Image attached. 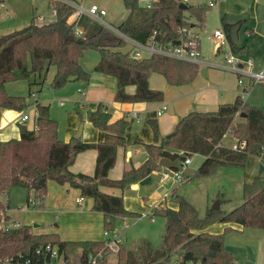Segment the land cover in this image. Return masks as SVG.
Instances as JSON below:
<instances>
[{
	"label": "trees",
	"instance_id": "obj_1",
	"mask_svg": "<svg viewBox=\"0 0 264 264\" xmlns=\"http://www.w3.org/2000/svg\"><path fill=\"white\" fill-rule=\"evenodd\" d=\"M181 2L153 0L150 6H141L138 0H124L130 12L119 27L144 42L154 31L163 43L180 41L182 28L204 27L211 7L209 4H187L183 9ZM2 3L0 0V9ZM51 4L55 11L53 21L32 22L0 34V111L3 107L25 110L34 106L37 124L36 129L20 124L19 137L0 140V264H47L51 261L50 256L46 252H37L47 243L59 247L65 264H110L111 249L106 239H62L57 231L34 232L30 224L8 228L11 223L7 213L8 201L4 202L1 195H9L14 186H23L32 192L28 196L30 202L31 198L45 197L50 179L60 184L68 183L78 188L81 196L93 198L92 207L103 213L105 229L114 231L118 218L140 213L126 207L122 193H108L104 187L124 192L133 183L158 170L162 157L182 163L196 153L205 155L204 161L192 175H187V179L208 176L224 167L245 166L249 155L260 156L264 152V110L238 95L234 101L220 104L217 110H192L182 116L171 138H159L158 122L150 119L155 141L145 143L146 160L124 170L120 178L113 179L109 177V170L115 164L117 148L126 145V117L112 120L109 105L99 102L89 120L105 131L104 139L87 142L72 136L66 141L59 137V123L51 115L50 104L39 100L33 102L32 91L29 95L11 94L6 83L14 80L17 71L21 70L28 78L29 87L37 83L41 91L49 69L54 66L55 73L50 81L53 88L64 87L70 80L87 83L95 71L117 78V101H161L163 91L149 85L151 73L161 65L182 62L158 55L135 58L128 52L123 38L87 15H82L78 21L83 30V34L78 35L75 22L70 19L74 8L60 0H51ZM222 25L230 39L233 24L223 16ZM231 44L235 52H243L242 45ZM89 48L96 49L100 55L91 70L81 64V58ZM130 84L136 86L134 93L126 91ZM76 111L83 120L78 105ZM229 133L239 143L244 141L245 147L235 150L224 145L222 140ZM89 148L97 150L94 173L71 171L69 166L77 154ZM261 192L264 197V184ZM172 198L177 207L162 206L153 212L165 219L162 245L155 248L145 238L135 240L131 245L121 243L115 252L118 264H174L171 256L178 251L182 264H234L235 256L225 247V234L232 227L226 226L220 233H211L206 228L215 221L243 223L245 205L240 204L230 211L210 207L200 215L195 205L176 188L172 191ZM219 199L222 200L220 196Z\"/></svg>",
	"mask_w": 264,
	"mask_h": 264
},
{
	"label": "crops",
	"instance_id": "obj_2",
	"mask_svg": "<svg viewBox=\"0 0 264 264\" xmlns=\"http://www.w3.org/2000/svg\"><path fill=\"white\" fill-rule=\"evenodd\" d=\"M19 1L21 2L22 0H14V5H17L16 2ZM79 1L83 2L85 5L97 3L102 8L106 9L107 13L105 18L117 26L128 17L130 12L129 8L126 7L124 3V0ZM152 1L153 0H138L139 5L141 6H148ZM181 1L186 4L194 5L209 4L210 2V0ZM23 3L32 4V8L40 13V18L42 19L45 18L44 15L47 12H50V10H52V15L55 13L51 0H23ZM6 4H8V1L3 0L1 8L2 6H6ZM8 9H10L9 4ZM15 9V7H11L12 11ZM8 15H10L9 12ZM223 16H225V19L233 25L236 23H239L240 25L238 31L240 42L238 45H242L244 48L242 53L234 52L242 59H253L255 68L257 69L264 67V0L215 1V4L212 5L207 12L204 27L202 29L195 27L200 34L202 55L211 61L214 60L221 62L224 58L223 52L216 53L214 51L212 40L214 30L221 26L223 27ZM54 19L49 21L51 22ZM182 63L172 62L167 65H161L151 73L149 77V85L154 89H160L163 91L164 97L161 101H117L115 100L117 78L100 72L94 71L91 75V79L87 83L85 81H81V84L77 82L73 83V93L74 91H81L82 94L85 95V98L78 99L74 97V108L75 105H78L82 110L81 115L83 120H81L80 116H77L75 112H66L65 119L64 117L59 118V116H53L51 114L59 123V137L66 141L69 140L75 135L79 125L82 123V133L80 137L83 141L99 142L103 140L105 137V131L94 126L90 122L89 116L99 102L107 103L110 108L112 120H116L120 117H126L128 119V126L125 132L126 145L117 148L115 164L109 170V177L113 179L120 178L124 170L129 169L132 166H139L146 160L148 154L145 148V143H152L155 141V132L150 124V119L157 120L159 138H162L173 132L179 119L190 111L197 110L207 112L217 110L220 104L234 101L243 88L238 85L237 76L233 72L212 66L202 67L200 70H197L192 65ZM203 68H206L205 74L202 73ZM49 72H51V81L55 73V67L52 66L49 69ZM7 89L10 92L14 91L13 87L10 90L9 85H7ZM135 90L136 86L133 84L126 86V91L129 93H134ZM30 91L35 93V99L38 100L36 98V92L29 87V83L28 92L26 94L20 93L18 95H29ZM62 92L68 94L67 90ZM41 94L44 96V92ZM244 100L250 103L247 100V97ZM39 101L45 104H50L45 102L44 98ZM58 105L64 107L66 105L65 100H59ZM163 105H166V108H164L159 114L158 110L161 109ZM24 111L29 115L26 121L21 120ZM35 117L36 111L34 106L25 110H8L1 108L0 140L19 137L20 124H25L30 129L34 128ZM62 119L64 120L63 126L61 124V121H63ZM225 137L223 138L222 143L226 146H232L237 142V139L232 135L233 140L227 144L225 142ZM205 157V155L198 153L192 155L189 166L196 170V168L204 161ZM196 158H199V162L194 165ZM96 160L97 150L95 148L85 149L77 154L74 162L69 166V169L75 173L83 172L93 174L95 171ZM245 166L246 171L244 173L234 171V169L221 168L215 174H212V176H214L212 178L214 179L226 176L230 180L229 184L234 183L237 193H240L241 195V204H244L246 208L244 222L215 221L211 223L206 230L211 233H220L224 231L226 226L232 227L233 231L244 236L240 237L239 242H235L231 237H226L225 247L235 256L234 264H264V197L261 192L264 182L256 181L255 176L257 174H253V170L259 171L260 173H263L264 177V152L260 156L249 155L245 161ZM165 168L167 167L161 166L149 176L153 178V175L157 173L161 176L162 180V171ZM140 186L141 183L138 181L133 183L124 192L120 189L110 187H104L103 190L113 194L122 193L125 198L126 207L129 208L130 204L126 200L128 198L126 195L128 190L139 191L141 189L143 196H147L143 191V188ZM173 189L174 188L171 189L170 194L165 196V200L157 199L151 201V203L147 205L150 213L153 214L156 208L162 206L177 207V203L172 198ZM2 196L3 195H1V199L4 202H7V199L5 201ZM219 196L222 200L219 199ZM216 198L220 201V208L225 211H230L238 206L235 205L230 210L228 208H222L224 201L223 190H218V193L215 196V199ZM44 199L45 201H43V204H47L49 207L66 206L69 203V200H71L73 206H75V203L83 206V208L81 207V212L91 214V210H94L92 207L93 198L83 197L78 188L72 187L68 183L60 184L53 179L48 181V190ZM210 207L211 206H208L206 210ZM7 213L11 217V221L22 224L10 214L9 200ZM100 213L103 218V213ZM86 217L89 216L86 215ZM36 226L39 227L40 224H37ZM50 231H57V229L37 230V228H34V232L38 233ZM78 239L103 238H91L86 236L84 238L69 240Z\"/></svg>",
	"mask_w": 264,
	"mask_h": 264
},
{
	"label": "rangeland",
	"instance_id": "obj_3",
	"mask_svg": "<svg viewBox=\"0 0 264 264\" xmlns=\"http://www.w3.org/2000/svg\"><path fill=\"white\" fill-rule=\"evenodd\" d=\"M6 1H8L10 9H8V4H6V6H2L0 10V34L10 33L32 22L38 24L49 23V20L55 18V13L52 15V10L47 12L44 15L45 18L42 19L40 18V13L32 8V4L23 3L22 0L21 2H16L17 5H14V0ZM11 7H15L16 9L12 11ZM8 12L10 15H8ZM99 56V52L96 49L89 48L85 51L81 58V62L86 69L91 70L94 64L98 61ZM32 78H34V75H32ZM50 78L51 72H48L44 88L41 91L38 90L40 87L39 84L34 83L31 86V89L36 92V98L38 100L44 98L45 102L50 103V112L53 116H59V118L64 117L65 119L66 112H75L78 116L76 105L74 108V97L78 99L85 98V95L82 94L81 91H74L73 93V83L77 82L81 84L82 80L69 81L64 87L53 88L50 86ZM7 85H9L10 90L13 87L14 91L10 92L7 89L11 94H26L28 92V78L21 70L17 71L14 80L6 83V88ZM64 90H67L70 95L66 94V92H62ZM43 92L44 96L41 94ZM246 97L250 104H256L264 110V82H256L250 85ZM61 99L66 102L64 107L58 105L59 100ZM31 100L34 102L36 99L35 97H31ZM3 108L17 110L15 108ZM79 110L82 111L80 108ZM61 122L63 126L64 120ZM229 134L225 137V142L227 144L233 140L232 134H230L231 136ZM198 162L199 158H196L194 165ZM224 168L234 169V171H239L241 173L246 171V166H230ZM253 174H257L255 176L256 181L264 182L263 173L253 170ZM212 177L214 176L211 174L208 176L194 177L183 182H176L173 179H162V181L161 176L156 173L146 184H141L140 186L143 188V191L147 196H143L141 189L139 191L128 190L126 192V195L128 196L126 200L130 204L129 208L140 214L126 218L128 226L124 225L125 218L117 219L115 230L123 238V243L131 245L133 241L145 238L148 239L155 248H159L162 245L165 219L160 214L150 213L147 205L151 203V201L157 199L165 200V196L170 194L172 188H176L178 193L184 194L196 206L200 214H204L206 208L208 206L212 207L216 200H218L217 198L215 199L218 190L224 191L222 208H228L230 210L233 206L242 203L240 193H237L234 183L229 184V178L224 176L214 179ZM29 193L30 192L26 187L14 186L11 188L9 196H2L5 201L6 199L7 201L9 200L10 214L12 217L19 220L22 224H30L34 228H37V230L57 229L59 235L68 240L84 238L86 236L91 238H107L103 218L99 211L91 210V214L81 212L83 206L78 205V203H75V206H73L71 200H69V203L66 206L49 207L47 204H43V202L42 204L32 206L31 202L28 201ZM43 201H45V199H43ZM86 215L89 217H86ZM36 224H40V226L37 227ZM227 236L231 237L235 242H239L240 237H244L242 234L235 232L232 229L226 232L225 241ZM180 256V251L175 252L172 254L171 260L175 261ZM109 263L118 264L117 255L114 251H111L109 255ZM61 264L64 263L61 262Z\"/></svg>",
	"mask_w": 264,
	"mask_h": 264
},
{
	"label": "built area",
	"instance_id": "obj_4",
	"mask_svg": "<svg viewBox=\"0 0 264 264\" xmlns=\"http://www.w3.org/2000/svg\"><path fill=\"white\" fill-rule=\"evenodd\" d=\"M60 1L65 2L74 8L70 15V19L75 22L76 33L78 35L83 34V30L78 24L80 17L82 15L90 16L123 38L126 41L128 52L135 58H144L151 55H158L175 61L190 64L197 70H200L202 67L212 66L233 72L237 76L238 85L243 87L239 92V95L242 99L246 98L250 85L256 82H264V67L257 69L255 68L253 59L240 58L239 55L234 52L231 41L222 26L214 30L212 40L214 51L216 53L223 52L224 58L221 62L214 60L211 61L202 55L200 34L193 26L184 27L181 29L182 36L180 41L163 43L156 37L157 31H154L150 38L144 42L131 37L130 35L126 34L119 26L108 21L105 18L107 13L106 9L102 8L97 3L85 5L79 0ZM215 1L216 0H210L209 5H214ZM150 5L151 3L148 4V6ZM31 97H35L34 92L31 93ZM164 108H166V105H163L162 108L158 110V113L160 114ZM28 117L29 115L24 111L21 116V120L26 121ZM34 128H37L36 117ZM231 147L237 150L239 147H245V142L243 141L239 143V141H237ZM190 163L191 156H188L182 163H179L180 165L178 168H165L162 171V179H173L176 182H183L187 180V174L184 172V169L188 167ZM43 199V197L31 198V205L36 206L41 204ZM124 225L128 226L126 218L124 220ZM18 226H20V223L13 221L7 225L8 228ZM105 234L107 236V238H105L106 244H108L111 251L116 252L119 249L120 244L123 243V238L116 230H106ZM37 252H46L50 256L51 261L47 264H61V262L64 263V254L55 244L47 243L46 245L39 247ZM180 258L181 256L177 260L173 261V263L182 264ZM26 264H28V262ZM187 264L192 263L190 262Z\"/></svg>",
	"mask_w": 264,
	"mask_h": 264
},
{
	"label": "water",
	"instance_id": "obj_5",
	"mask_svg": "<svg viewBox=\"0 0 264 264\" xmlns=\"http://www.w3.org/2000/svg\"><path fill=\"white\" fill-rule=\"evenodd\" d=\"M180 7L185 9L187 7V4L185 2H181L180 3ZM239 23H236L234 25H232L231 27V31H230V39H231V42L235 45H238L240 40H239V35H238V31H239ZM202 73L205 74L206 73V68H203L202 69ZM242 115H245V114H242ZM82 133V123L79 125V128L77 130V132L75 133V137H80ZM174 135V131L167 134L166 137L167 138H171L172 136ZM159 164L161 166H164V167H168V168H178L179 167V162L177 160H171L169 159L168 157H162L159 159ZM184 172L187 174V175H192L194 172H195V169L191 166H188L184 169ZM151 179L150 176H147L145 177L144 179H142L140 181L141 184H146L149 180ZM213 209H219L220 208V201L219 200H216V202L214 203V205L212 206ZM37 225V224H36Z\"/></svg>",
	"mask_w": 264,
	"mask_h": 264
}]
</instances>
